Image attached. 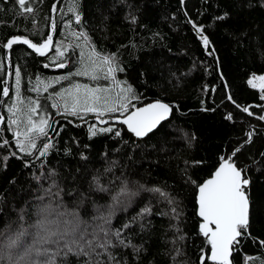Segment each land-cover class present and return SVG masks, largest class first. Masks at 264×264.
Instances as JSON below:
<instances>
[{
    "label": "snow or ice",
    "instance_id": "snow-or-ice-1",
    "mask_svg": "<svg viewBox=\"0 0 264 264\" xmlns=\"http://www.w3.org/2000/svg\"><path fill=\"white\" fill-rule=\"evenodd\" d=\"M44 5L45 0H14L9 11L26 22L27 34L0 42V149L6 150L0 172H8L13 158L20 164L18 174L0 186V264H156L157 255L166 264H264V69L248 72L245 80L258 102H237L208 33L222 26L231 42L264 64V23H238L245 13L264 12V0H231L230 6L203 0L195 17L188 0H178L175 11L160 17L173 33L190 26L222 84L199 89L205 96L221 92L219 104L200 99L187 110L165 97L179 94L203 61L192 59L185 69L173 63L187 50L174 51L159 25L152 30L141 23L148 0H92L101 21L99 41L89 31L84 0H54L47 11ZM205 16L210 23L201 21ZM113 17L133 31L150 32L152 45L129 38L115 51L106 49L104 42L119 34L109 27ZM57 32L63 39H54ZM17 46L26 47L14 59ZM129 48L145 53L135 57V67L122 59ZM37 58L43 69L64 71H32ZM205 73L210 74L207 67ZM150 90L156 93L152 98ZM206 113H220L234 134L214 153L184 158L172 183L159 180L160 158L177 145L193 149L200 137L188 121ZM73 129L84 132L87 142ZM187 189L197 224L192 239L200 240L195 260L183 227ZM158 220L167 224L158 226Z\"/></svg>",
    "mask_w": 264,
    "mask_h": 264
},
{
    "label": "trees",
    "instance_id": "trees-1",
    "mask_svg": "<svg viewBox=\"0 0 264 264\" xmlns=\"http://www.w3.org/2000/svg\"><path fill=\"white\" fill-rule=\"evenodd\" d=\"M54 0H45V10L50 7L51 3ZM56 2V0H55ZM59 5L66 4V0H58ZM221 5H231V0H220ZM203 3V0H188V9L195 17L196 8ZM85 10L87 12L86 19L89 21V31L92 35L99 41L102 37V33L99 32V27L101 26L100 17L95 14V10L92 7V0H84ZM179 7L178 0H160L159 5H155L153 0H148V11L141 18V23H147L149 28L156 30L159 25L164 32H167L169 35L170 43L174 51H179L182 46L187 50V56L180 58L178 61L173 63H178L181 69H185L191 65L192 59H197V61H203L196 72L192 74L189 80L186 82L185 87L179 93H172L169 96L165 97L166 100H175L178 99L184 106L185 110L187 108H195L199 106V100H207L209 106H215V104L220 103L221 92L210 94L205 96L199 89L200 85L203 83H214L217 88H221L222 84L218 79V72L214 71L215 63L212 58L203 55L202 49L199 47L198 41L194 38V35L189 30V27L181 26L178 32H171L166 24L160 23V17L162 15H167L171 11H175ZM14 8V0H10L9 3L5 4L3 0H0V42L11 35L15 34H27L24 31L26 22L22 19H19L15 16L14 11H9V9ZM179 20H183L182 13H177ZM57 19L59 20L60 13L56 14ZM211 17L205 16L201 18L203 23H210ZM179 22V21H178ZM177 22V23H178ZM237 22H230V26H235ZM239 25L255 27L258 24L264 23V12L256 10L253 12H248L243 14L239 19ZM109 27L111 32L116 33L113 40L104 42L106 49L115 51L116 48L121 43H127L129 38L135 39L138 43H144L145 47H150L153 43L150 37V32L144 31L140 28H135L131 30L126 23H121L118 17H113L109 22ZM27 27L32 29V25L27 23ZM40 27L44 31H48V24L42 18L40 20ZM93 29H96L93 31ZM208 33L210 38L216 43L218 48V55L221 59L223 65V72L231 86V91L234 95V98L237 102L241 104H250L258 102V93L256 90L249 88L246 83V75L250 71H260L264 69V64L260 63L258 60H254L249 56L243 48H238L233 42H231L228 37L224 34V28L222 26H217L215 28L209 27ZM54 39H63L59 35V32L54 33ZM21 47L26 46H17V51L14 53L15 56L20 53ZM158 51V49H156ZM144 52H137L131 48L122 51V59L126 65L135 67L137 65L136 56L143 57ZM41 58H37V62L32 71L39 70L43 75H57L61 74L64 70L61 69H43L41 66ZM205 67L208 68L210 74L205 73ZM131 75V73H130ZM140 91H145L141 88ZM155 90H150L147 92V95L152 98L155 96ZM213 101L215 103H213ZM230 104L228 105L227 110H232ZM223 111V109L221 110ZM244 115V114H241ZM251 119V118H248ZM255 122V121H253ZM201 125L202 132L205 134L203 144L198 146L197 144L190 151L184 150L182 145H177V150L173 153H169V156H163L160 158V167L158 171V179L168 174L169 171L176 169L178 165L182 164V160L188 157H199L203 156L206 153L211 154L216 151V145L222 144L224 141L228 140L233 134L234 129L228 126L227 122L222 120V115L220 113H206L201 116ZM72 134L81 137V142H87L84 132L79 129H73ZM6 138H10V134L6 133ZM102 140L97 141V147L102 144ZM14 147V146H13ZM0 154H6V150L0 149ZM171 157V159H169ZM179 157V159L177 158ZM57 157L53 158L55 162ZM20 164L15 158L11 159L9 162V170L7 173L0 172V186L5 184L7 178L11 177L13 174H18ZM207 169L201 170L197 173L198 176L203 177ZM182 196L185 198V202L188 206V220L187 223L183 225L185 231L189 234V256L192 260H195L198 255V246L200 245V240L193 241L192 234L195 231L197 224L193 218L192 214V198H191V189L184 190ZM160 223L167 224V221H157L158 226ZM157 251V245L152 243V252ZM244 252L248 254H258L255 248H245ZM243 252L241 253L238 259L242 262ZM156 264H166V261L162 256H156Z\"/></svg>",
    "mask_w": 264,
    "mask_h": 264
},
{
    "label": "rangeland",
    "instance_id": "rangeland-1",
    "mask_svg": "<svg viewBox=\"0 0 264 264\" xmlns=\"http://www.w3.org/2000/svg\"><path fill=\"white\" fill-rule=\"evenodd\" d=\"M201 116H202V114L191 116L189 121H188L189 126H190V130L191 131H195L200 137V141L197 143L198 146H201V144H203L202 138L205 137L204 136L205 134L201 130V128H202ZM180 166H182V164ZM176 169H173V170L169 171L168 174H166L165 176L161 177L160 180L168 178L169 179V183H172L173 180L175 179Z\"/></svg>",
    "mask_w": 264,
    "mask_h": 264
},
{
    "label": "water",
    "instance_id": "water-1",
    "mask_svg": "<svg viewBox=\"0 0 264 264\" xmlns=\"http://www.w3.org/2000/svg\"><path fill=\"white\" fill-rule=\"evenodd\" d=\"M58 0H56V2H57Z\"/></svg>",
    "mask_w": 264,
    "mask_h": 264
}]
</instances>
